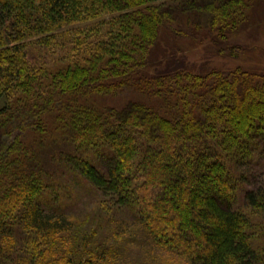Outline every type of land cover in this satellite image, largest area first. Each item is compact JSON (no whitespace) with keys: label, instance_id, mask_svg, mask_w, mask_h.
<instances>
[{"label":"trees","instance_id":"16d2710c","mask_svg":"<svg viewBox=\"0 0 264 264\" xmlns=\"http://www.w3.org/2000/svg\"><path fill=\"white\" fill-rule=\"evenodd\" d=\"M163 1L0 0V99L7 101L0 132L9 138L0 139V264H63L60 239L74 227L49 215L56 209L42 202L44 174L33 164L53 140L68 147L70 169L128 211L157 264H264L223 154L251 161L253 151L245 146L241 156L235 144L264 143V113L246 124L250 111L258 114L255 100H264V70L195 73L176 64V53L157 54L165 34L208 40L218 55L237 56L242 45L231 41L258 42L252 32L264 31V6L193 0L180 31ZM123 88L152 105L91 102ZM245 195L252 215L264 210V190ZM17 230L28 236L20 251L11 247ZM87 263L119 261L91 255Z\"/></svg>","mask_w":264,"mask_h":264},{"label":"rangeland","instance_id":"374dc122","mask_svg":"<svg viewBox=\"0 0 264 264\" xmlns=\"http://www.w3.org/2000/svg\"><path fill=\"white\" fill-rule=\"evenodd\" d=\"M192 1L165 0L161 2V9L165 12H171L174 16V20L170 24L173 30H177L176 26L180 28V31L185 29L183 26L185 23L184 18H181L183 16L188 17L189 10L195 9L190 5ZM260 3L264 6V0H261ZM259 9L261 10V8ZM178 19L182 21L179 22ZM252 35L257 36V43L249 42L245 36H241V38L246 42L231 41L235 46H242L236 48L234 54L237 56L228 57L227 55H218L216 53L217 48L211 45L208 40L200 39L198 42L197 36L195 39L197 38L196 42L198 43L193 44L191 38H189L190 35H183L175 41L162 34V50H158L157 54L165 55L170 50L171 53H176L175 61L178 66L184 68L187 66L189 70H193L195 73L212 69L231 71L236 68L254 69L260 73L259 71L264 70V31L261 29L257 33L252 32ZM167 39L172 41L170 45L173 48L163 44L162 41ZM223 45L224 43H222ZM134 101L152 105L148 95L144 96L134 89L125 88L116 95L98 96L94 100L91 99V102L98 107L119 109ZM5 105H7V101L1 98L0 109ZM243 105V109L247 113L253 110L251 109V103L247 102ZM255 105L258 114L255 115L252 113L253 111H250L246 118V124L253 117L262 116L264 113V100H255ZM236 122L238 123V121ZM1 130L3 131V129ZM18 134L22 135V132L18 131ZM30 137L32 138V134ZM0 139L6 141L9 138L8 135H2L0 132ZM63 144L58 140H53L46 143L45 148L40 146L42 151L34 156L35 160L33 161L35 170L44 174L45 186L42 202L46 200L48 204L43 203V205L47 204L52 209H56L55 211H49V215L53 219L62 215L71 221L74 227L72 236L64 234L60 239V247L66 248L67 251L62 253L64 257L63 264H80V262L81 264H88L87 260L91 255H93L96 262H102L110 256L111 260L117 259L119 264H157L161 260L159 254L156 253L147 240L136 233L138 226L135 220L131 219L128 211L121 208L110 196V193L106 194L92 187L84 181L79 172L73 170L76 166H73L71 161L65 157L68 147ZM263 145L264 143L255 139L248 141L247 145L242 141L235 144L239 152L243 151L244 153L247 149L253 151L251 161H247L246 157H239L238 161H233L228 156L231 153L226 150H223V154L224 159L230 164L231 171H233L231 183L234 184L236 190V196L234 197L236 208L248 216L252 245L262 253L264 262V210L257 212L256 216L255 213L252 215L245 195V192L250 190H264V154L259 150L262 149ZM243 153L241 152V156ZM232 165L235 167H232ZM243 165L245 166L243 167ZM196 184L194 181L192 186H196ZM47 195L50 196L49 200H47ZM204 198L206 196L202 197V199ZM14 233L17 242L14 245L11 244V247L15 251H20L25 246L24 243L27 242L28 236L22 230H17ZM170 263L177 264L179 262L170 259Z\"/></svg>","mask_w":264,"mask_h":264}]
</instances>
